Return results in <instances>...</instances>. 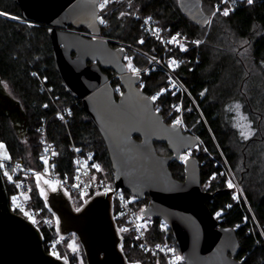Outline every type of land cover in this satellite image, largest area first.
Segmentation results:
<instances>
[{"label":"trees","instance_id":"16d2710c","mask_svg":"<svg viewBox=\"0 0 264 264\" xmlns=\"http://www.w3.org/2000/svg\"><path fill=\"white\" fill-rule=\"evenodd\" d=\"M130 1L133 9L149 16L163 31L203 40L198 48H190L188 52L178 55L181 66L177 69V76L197 105L188 97L184 98V127L186 132L201 140V144L192 150L199 161L201 189L213 195L206 205L219 225L235 229L241 246L238 260L241 264H264V148L263 151L258 148L260 144L264 147V0L231 3L230 10L220 11L211 19L205 38L203 35L207 25L191 21L178 8L177 0ZM199 1L202 13L208 17L210 14L204 6L213 10L217 4L223 7L227 2ZM101 3L104 0H100ZM98 11L100 20L104 21H99L100 36L114 39L148 55L158 53L159 45L146 36L140 22L126 6L117 0H108L105 7ZM225 12L228 14L224 15ZM80 32L86 33L83 28ZM127 51L136 66L144 68L149 65L145 57L131 49ZM54 67L48 27L23 21L14 0H0V79L10 87L23 107L28 137L26 143L21 142L9 119L0 116V142L5 145L10 157L21 156L26 165L39 167L42 142L38 126L44 119H49V137L58 151L53 172L60 177H72L71 146L74 144L82 153H90L93 160L100 163L98 177L113 183V171L99 132L81 102L63 87ZM251 67L259 73L258 78L251 79L249 76ZM103 71L108 79L115 75L111 70ZM112 82L119 89L114 88L118 95L122 92L118 77ZM164 86L165 76L156 70L143 74L139 83V87L149 96ZM177 100L178 96L168 94L155 101V107L160 106L158 112L167 124H171L177 115L173 107ZM232 103L240 104L242 112L239 116L244 115L253 130L247 138L232 126L234 112L229 108ZM68 104L71 105V116L64 124L52 113L54 105ZM154 147L169 154L165 144L155 143ZM225 162L238 177L244 198L237 196L227 185ZM169 168L175 178L183 179L182 162L172 161ZM36 181H30L33 187L31 200L52 215ZM6 193L9 197L7 186ZM124 193L127 198L130 197L127 190ZM84 203L79 201L76 207L80 208ZM146 204L147 199H138L137 204L131 203V206L137 210L143 209ZM111 214L127 263L163 264L160 257L140 247L134 234L119 231L120 221L115 218L116 209L113 207ZM39 234L43 249L47 252L49 238L42 229ZM67 239L65 236V243ZM147 239L151 243L159 242L162 239L161 232L149 230ZM170 240L174 242L171 234ZM80 252L81 260L86 264L82 247ZM75 258L72 256L71 264Z\"/></svg>","mask_w":264,"mask_h":264},{"label":"water","instance_id":"95a60500","mask_svg":"<svg viewBox=\"0 0 264 264\" xmlns=\"http://www.w3.org/2000/svg\"><path fill=\"white\" fill-rule=\"evenodd\" d=\"M14 1L23 21L48 27L54 68L99 132L115 188L147 199L142 216L166 221L185 264H241L235 229L219 225L206 205L213 195L201 189L198 159L183 158L201 144L200 138L183 132L178 124L165 123L139 87L141 76L126 73V49L113 47L100 36V0ZM177 4L191 21L209 23L199 0ZM82 28L86 33L80 32ZM104 69L118 77L122 87L118 95ZM155 143L165 144L169 154H159ZM172 161L183 162L182 180L171 174ZM46 203L59 219L61 235L74 232L78 237L86 264H129L119 247L107 197L95 195L73 213L67 194L57 188L49 192ZM0 264H65L43 249L41 235L29 221L13 213L1 167Z\"/></svg>","mask_w":264,"mask_h":264},{"label":"built area","instance_id":"2783aa9c","mask_svg":"<svg viewBox=\"0 0 264 264\" xmlns=\"http://www.w3.org/2000/svg\"><path fill=\"white\" fill-rule=\"evenodd\" d=\"M117 1L132 11L133 16L140 22L141 28L146 36H148L152 42L159 45V51L156 55L152 56L114 39H106L114 44L113 47L119 46L122 47V49H126V51L127 49H131L149 60V65L147 67L140 68L136 66V64H133V57L129 56L127 51L126 55L123 57L126 73L140 75L142 77L143 74L156 70L165 76V86L160 91L150 96V98L153 100V97H156V99L153 100L155 107V101L161 96L168 94L178 96V100L173 104V107L177 111V115L174 117L172 123L178 124L181 128H184L182 118L184 98L188 97L196 107L197 105L188 88L177 76V69L181 66V60L178 55L188 52L190 48H198L203 40L191 38L187 35L167 33L149 16L141 15L138 11L133 9L130 0ZM174 37L175 40H173ZM169 41L172 42L169 43ZM173 61L175 63H172ZM129 64L136 70L135 73L129 68ZM159 108L160 106L157 105L155 110L158 111ZM52 116L56 117L62 123L67 124L71 116V105H54ZM48 121L49 119H44L38 126V132L42 142L41 165L39 167L26 165L23 158L18 155L9 157L3 161L0 160V164L3 165L1 168L4 180L6 186L10 190L9 197L13 213L29 221L39 233L40 229H42L47 234L49 238L47 253L54 256L57 254L61 261H64L66 264H71L69 258L71 251L69 247H66L64 236L59 232L56 217L50 215L45 208L37 206L31 200L33 187L30 181L38 178H45L48 181H53L57 184V188L62 189L65 194L66 192H79L88 195V199L100 194L107 197L111 202V209L112 207L116 209L115 218L120 221L119 231H130V233L134 234L140 247L146 252L160 257L163 260V264H185L175 242L170 240L171 232L165 220L157 219V217L151 218L142 216L141 212L138 213L133 209L131 203H129V199L125 196L124 190L116 189L113 183L105 184L104 182L95 180V173L100 172V163L94 161L90 153H82L77 146L72 144V177H60L53 172L52 168L57 158L58 151L49 137ZM177 121H179V123H177ZM225 166L224 172L227 174V185H231L230 188L233 189L237 196L244 198L233 176L232 170L226 162ZM153 229L161 232V241L156 243L148 241L147 232Z\"/></svg>","mask_w":264,"mask_h":264},{"label":"rangeland","instance_id":"374dc122","mask_svg":"<svg viewBox=\"0 0 264 264\" xmlns=\"http://www.w3.org/2000/svg\"><path fill=\"white\" fill-rule=\"evenodd\" d=\"M216 6L217 7H215L213 10H212V8H210L208 6H204L205 11L207 13H209L210 14V17H211L209 23L207 24V30L205 32V35H203L204 38H205L206 34L208 33V30H209V27H210V24H211V21H212L211 19L214 17V15H216L220 11L230 10V8H231V2H229L227 0L226 5H223V7H221L219 4H217ZM99 21H100V17H99ZM129 56H131V55H129ZM249 71L251 73L249 75V76H251V79H252V77L253 78L254 77L255 78H258L259 73L256 72V71H253V68L252 67H251V70L249 69ZM115 78H116L115 75L113 76V78H110L109 83L111 84V86H112L113 89L115 88L117 90L118 87L116 86V84H112L113 83L112 81ZM1 83H2V87H3V90H4L5 96L8 99H12V91H11L10 87L4 81H1ZM17 101L19 102L18 98H17ZM237 105L239 107H237ZM18 106H19V109L20 110L23 108L21 106V104L18 105ZM229 108H230V110H232L234 112V118H233L232 126L235 127V130L237 129L240 132H243L244 135H245V138H247L248 136H250L251 133L253 132V130L251 129V126L245 121V116L244 115L243 116L242 115L239 116L241 114V112H242L241 109H240V104H238V103L237 104L236 103H232L231 107H229ZM262 126H264V123L262 124ZM19 129H20V127L18 125H13V130L15 131V134H16L17 138L21 142L26 143L27 142V138H28L27 137V133L26 132H23V131L21 132V130H19ZM183 129L185 130V127L182 128V130ZM184 130H183V132H186L187 131V130H185V131ZM0 145H3V148H0V160L3 161L4 159H8L10 157V155H9V153H8L5 145L2 142H0ZM258 148L263 151L262 148H264V147L260 144ZM156 151L159 154H161V155H166V154H164V153L161 152V149L160 150H157V148H156ZM5 154H6V157L7 158H5ZM189 155H193L192 154V151L187 152L186 154H183V158H185V157H187ZM182 164H183V162H182ZM261 170H263V169H261ZM232 173H233V176L236 179V181H237V183H238V185H239V187H240V189H241V191L243 193V196H244V190H243L242 185H240L241 183H240L238 177L236 176V174L234 173L233 170H232ZM98 174L99 173H95V180H97L99 182H104L105 184H112V182H109V181H106V180L104 181L103 179L99 178L98 177ZM31 178H33V177H31ZM253 178L254 177H252V179ZM36 180H37L36 181V184H37V186L39 188V192L41 193V195H42V197L44 199H46V197H47V195H48L49 192H51L53 190H56V188H57V184L54 183L53 181H48L45 178H38ZM66 194L69 195V196L67 195L68 198L70 199V201L72 203H74L73 205H75V206H77L76 204H78L79 201L86 202V200L88 199V195L83 194V193H79V192H68V193L66 192ZM128 199H129L130 203L137 204V200L138 199L135 198L134 196H132L131 194H130V197ZM141 209L142 208L137 209V210L134 209V210L136 212L140 213L141 212ZM53 216H55V215L53 214ZM66 245H67L66 247H69V249L71 251L70 256H69L70 263L72 261L71 260L72 256H76V258L73 259L72 264H84V262L81 260V256H80L81 255V252H80L81 251V245H80L79 241L75 239V236H68ZM55 255H57V254H55Z\"/></svg>","mask_w":264,"mask_h":264},{"label":"flooded vegetation","instance_id":"af4514ba","mask_svg":"<svg viewBox=\"0 0 264 264\" xmlns=\"http://www.w3.org/2000/svg\"><path fill=\"white\" fill-rule=\"evenodd\" d=\"M1 81L2 80L0 79V116H6L9 119L10 123L12 124V128H13V125H18L20 127L19 130H21V132L22 131L25 132L26 120H25V117H24L23 108L20 110L19 106H18V105H20V103H19L20 101L19 102L17 101V97H15V95L13 93H12V99H8L5 96ZM73 204L74 203H72L70 201V207H71V209H72V211L74 213V212H77L81 207L77 208ZM55 217L57 219V224H58V229H59V219H58V217L56 215H55ZM59 232H60V230H59ZM68 235L69 236H75V239L78 240V237L75 235L74 232H71V233L67 234L66 236H68ZM118 235H119V233H118ZM81 247H82V245H81ZM119 247H120V245H119ZM52 256H54V255H52ZM54 257L60 259L57 255H55Z\"/></svg>","mask_w":264,"mask_h":264},{"label":"snow or ice","instance_id":"6c2138e0","mask_svg":"<svg viewBox=\"0 0 264 264\" xmlns=\"http://www.w3.org/2000/svg\"><path fill=\"white\" fill-rule=\"evenodd\" d=\"M248 2L251 3L252 0H248ZM107 3H108V0H104V3H101V4L99 5V7H100L101 9H103ZM227 14H228L227 12L224 13V15H227ZM100 22L103 23L104 21L101 19ZM173 40H175V37L173 38ZM171 42H172V41H169V43H171ZM172 63H175V62L173 61ZM129 68H130L134 73L136 72V70H135L134 68H132L131 64H129ZM155 99H156V97H153V100H155ZM237 107H239V106L237 105ZM177 123H179V121H177ZM0 148H3V145H0ZM5 158H7V157H6V154H5ZM45 162H47V161H45ZM0 167H3V165H0ZM229 187H231V185H229ZM177 259H179V258H177Z\"/></svg>","mask_w":264,"mask_h":264},{"label":"crops","instance_id":"0c3cea01","mask_svg":"<svg viewBox=\"0 0 264 264\" xmlns=\"http://www.w3.org/2000/svg\"><path fill=\"white\" fill-rule=\"evenodd\" d=\"M57 189V188H56ZM53 191H55V190H53ZM49 194V193H48ZM48 196V195H47ZM47 198V197H46ZM45 202H46V199H45Z\"/></svg>","mask_w":264,"mask_h":264},{"label":"bare ground","instance_id":"6f19581e","mask_svg":"<svg viewBox=\"0 0 264 264\" xmlns=\"http://www.w3.org/2000/svg\"><path fill=\"white\" fill-rule=\"evenodd\" d=\"M51 213H52V211H51ZM53 215V214H52Z\"/></svg>","mask_w":264,"mask_h":264}]
</instances>
